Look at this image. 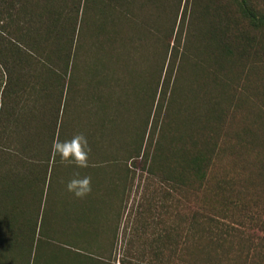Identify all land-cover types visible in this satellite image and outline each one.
Instances as JSON below:
<instances>
[{
  "label": "trees",
  "instance_id": "16d2710c",
  "mask_svg": "<svg viewBox=\"0 0 264 264\" xmlns=\"http://www.w3.org/2000/svg\"><path fill=\"white\" fill-rule=\"evenodd\" d=\"M171 39L193 50L190 75H179L183 62L170 67L175 54L163 49ZM30 42L32 61L24 58L22 75H59L54 82L61 89L56 102L51 95L50 106H38L23 78L22 104L8 102L0 110V264L102 262L101 255L78 251L94 241L47 234L55 229L45 221L52 190L67 182L55 188L60 158L52 145L78 133L91 148L89 170L148 156L147 171L170 185L183 206L194 194L204 198L198 210L177 213L176 221L165 205L168 221L149 262L264 264V235L242 238L234 226L239 219L226 224L239 200L217 193L229 182L214 175L226 154L264 181V110L249 118L238 104L242 90L261 91L247 83L264 71V0H39L37 30L24 35L29 55ZM237 61L241 71L249 65L241 85L242 75H229ZM4 91L9 97V84ZM68 172L81 176L84 169ZM95 193L89 196L98 199ZM212 194L216 204L210 205L206 196ZM257 224L264 231V220Z\"/></svg>",
  "mask_w": 264,
  "mask_h": 264
},
{
  "label": "rangeland",
  "instance_id": "374dc122",
  "mask_svg": "<svg viewBox=\"0 0 264 264\" xmlns=\"http://www.w3.org/2000/svg\"><path fill=\"white\" fill-rule=\"evenodd\" d=\"M186 23L187 13L185 16V22L182 25L183 31ZM168 46L167 43H165L163 49L165 50V54L167 49H169L170 52L172 50L175 54L173 65L170 67L174 69L178 63L180 64L183 62V69L180 71L179 75H190V63L195 60L193 50L186 46L183 47L182 43L177 44V47L176 44L174 46L173 39L170 40ZM153 48L154 46L151 48V62L152 65H155L156 63L153 61L156 56H154ZM169 51L168 54L170 53ZM168 54L166 55L165 60L169 59V57L167 58ZM252 64L254 67H257L256 63ZM248 66V64L245 65V69L241 71L242 62H234L232 66L230 64V68L233 69L229 75H242V81H239V84L241 85L244 83L245 75H247L246 68ZM258 72L249 76V82L247 84L250 85L254 82L255 86H258L261 91L259 93L255 92L254 94H251L246 93V90H242V104L241 102L238 103L242 108V113H246L249 118L253 115H258L260 111L264 110V105L261 104L264 89L259 82L261 81L264 83V71L259 68ZM85 77L88 78L91 77V75H85ZM229 79L231 82V78ZM171 80L172 76L169 79V83ZM179 81L183 84V78ZM237 87L238 86H236V90ZM168 88H170V86H168ZM106 103H108V101H106ZM126 104L128 103H125V105ZM63 106H66V110L70 107V98L69 96L66 98V93L63 96L62 108ZM61 119L63 118H60V120ZM64 120H66L65 117ZM220 157L221 159L218 160V163L215 165V178L220 179L224 177V180L229 182L231 186L228 184L225 188L217 190V193L227 196L229 200H239V205L236 207L231 206L233 210L231 212L228 210V216H225L227 219L223 220H225L226 224L229 223L230 226L232 220L239 219L240 225L236 226V224H234V226L239 228L242 238L263 236L264 231L258 228L257 223H261V221L264 220V181H261L260 183L258 178L255 179L254 174H251L250 171L246 169L242 170V164L241 168L234 166L232 162L233 160H231L226 154H222ZM148 160V156L143 159L136 157L134 158V161L129 159L125 161L122 159L111 163L113 164L112 166L111 164H108L111 168H104L102 173L94 171L89 173L88 176L91 175L95 178L100 175V179L104 182L108 177L111 178L114 176L113 178H115L117 182V185H113L111 192H104V194H102L103 197H100L98 193L93 194L98 195V197L95 196V198L109 199L117 203H115L116 205L113 207V213L117 214V232L113 234L110 239L102 238L101 240H92L99 247L97 252H101L100 255L104 257L102 262H93V264H154L149 261L153 254V250H157L155 237L157 234L161 233L168 221L164 211L165 205L170 206L171 212H173L174 217L171 221H176L175 216L177 213L180 211L182 213L184 209L191 212H193V210H198V207H200L204 200L201 195H199L198 198V195L194 194L190 197L189 203L183 206L181 200L182 197L177 194L170 185L163 182L159 177L151 175L147 171ZM73 169H75V167H70V170ZM72 175V172L68 173L66 185L74 178L75 175ZM236 181H239V183L233 186L232 183ZM211 184L215 185L214 179ZM105 189L107 190V188ZM85 198L87 199L88 197L86 196ZM206 201L209 202L210 205L216 204V199H214L213 194L211 196H206ZM80 202H82V199L74 197L71 193L66 191V187L59 192L52 190V195L48 202L49 208H47L49 213L47 211L46 216L49 218L50 222L52 221L53 223L55 228L53 231L54 236H57L58 234L54 233L56 231H61V229L63 233L65 230H71L66 227H72L73 230L76 228L77 230V219L80 218L79 216H76L75 212L77 213L76 207L82 204ZM57 206H61V209ZM57 208L62 211L65 210V212L71 211L73 213H60ZM72 235L73 234H59L58 238L61 239L62 236L63 239L65 238L64 240H69ZM85 246L88 245L85 244ZM67 248L74 249L72 246H67ZM79 249L78 251L82 254L88 251L84 246L82 248L79 247ZM141 255H144L147 258L142 259ZM138 256L140 258H138ZM137 260L140 261L138 262Z\"/></svg>",
  "mask_w": 264,
  "mask_h": 264
},
{
  "label": "crops",
  "instance_id": "0c3cea01",
  "mask_svg": "<svg viewBox=\"0 0 264 264\" xmlns=\"http://www.w3.org/2000/svg\"><path fill=\"white\" fill-rule=\"evenodd\" d=\"M38 14L39 0H0V110L2 107L6 108L8 102L9 104H16L17 101H19L20 104H22L23 78H27L30 81L29 90L33 93L31 96L33 98V104L47 107L50 106L51 103H47L46 100L51 97V95L54 97L55 102L57 100L55 97L57 95L60 96L61 84L54 82L59 75H22L24 58L32 61L33 55L32 43L30 42L31 48L29 55V51L26 48L28 46L24 44V35L27 36V33H30L31 37L33 29H35V31L37 30ZM26 40H28V38H26ZM8 75H11L9 82ZM8 84L9 92H11L9 97L8 91H4ZM65 90L64 87V91ZM55 105L57 104H54L53 106ZM46 115L44 120L48 119L52 121L51 116ZM108 164L111 163L101 164L94 172L102 173L104 168L110 167ZM112 165L113 164H111V166ZM69 168V166L61 163L57 166L54 175L56 179L55 184H57V186H55L56 189L61 188V184H65V181L68 180ZM90 172H93V170H89V168L84 169L81 177L85 175L88 176ZM115 176L117 177L116 174ZM100 177V175L97 178L91 176L92 191L87 195L88 198L82 200V202H80L82 204L76 207L77 213L75 212V214L80 218L77 230L76 228L73 230L72 227H66L71 230H65L63 233L61 229V231H56L54 234H73L71 239L78 237L86 241H96L98 239L101 240L102 238L110 239L113 234L117 232V214L113 213V207L117 203L109 199H93L89 196H92V193L96 190V193H98L100 197H103L102 194H104V192H111L113 185H117L116 179L113 178L114 176L111 178L108 177L105 182L100 179ZM105 188H107V190ZM46 207L49 208V204ZM57 207L61 209V206ZM58 211L60 213L63 212L64 214L73 213L71 211L65 212V210L62 211L59 209ZM45 221L50 228L52 221L50 222L47 216ZM49 228L46 231H51ZM47 234H53V232H47ZM58 235H51L50 237L60 239L58 238ZM61 239H63L62 236ZM84 247L88 250L84 253L85 255L101 254V252H97V250H99L97 244Z\"/></svg>",
  "mask_w": 264,
  "mask_h": 264
},
{
  "label": "clouds",
  "instance_id": "9594fccd",
  "mask_svg": "<svg viewBox=\"0 0 264 264\" xmlns=\"http://www.w3.org/2000/svg\"><path fill=\"white\" fill-rule=\"evenodd\" d=\"M91 148L88 140L83 133L74 135L70 140H55L52 145L53 156L60 158V163L66 166L72 165L79 169L89 167V154ZM91 176L81 177L77 172L73 179L66 185V191L76 198H84L91 193Z\"/></svg>",
  "mask_w": 264,
  "mask_h": 264
}]
</instances>
